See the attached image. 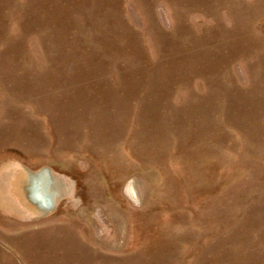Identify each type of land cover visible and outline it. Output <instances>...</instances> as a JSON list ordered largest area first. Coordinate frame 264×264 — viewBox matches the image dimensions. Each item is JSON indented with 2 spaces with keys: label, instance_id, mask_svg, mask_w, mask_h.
I'll list each match as a JSON object with an SVG mask.
<instances>
[{
  "label": "rangeland",
  "instance_id": "1",
  "mask_svg": "<svg viewBox=\"0 0 264 264\" xmlns=\"http://www.w3.org/2000/svg\"><path fill=\"white\" fill-rule=\"evenodd\" d=\"M0 264H264V0H0Z\"/></svg>",
  "mask_w": 264,
  "mask_h": 264
},
{
  "label": "bare ground",
  "instance_id": "2",
  "mask_svg": "<svg viewBox=\"0 0 264 264\" xmlns=\"http://www.w3.org/2000/svg\"><path fill=\"white\" fill-rule=\"evenodd\" d=\"M35 184L32 186V190H31L32 191L31 200L33 202L37 203L41 208L47 209L51 205V199L44 192L43 193L45 194V196H43V194L39 190V186L38 185H35ZM34 186H37L38 187V191H39L38 194L35 195V196H33Z\"/></svg>",
  "mask_w": 264,
  "mask_h": 264
}]
</instances>
